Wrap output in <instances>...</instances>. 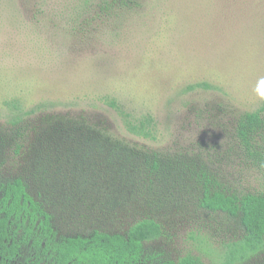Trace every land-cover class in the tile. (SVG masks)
I'll return each mask as SVG.
<instances>
[{
	"label": "rangeland",
	"instance_id": "rangeland-1",
	"mask_svg": "<svg viewBox=\"0 0 264 264\" xmlns=\"http://www.w3.org/2000/svg\"><path fill=\"white\" fill-rule=\"evenodd\" d=\"M70 1L0 0V170L28 177L60 235L123 234L151 217L163 234L143 242V259L220 261L242 228L201 207L203 172L219 189L264 191V163L226 151L236 116L264 97V0H144L93 22ZM201 81L215 88L187 89ZM109 99L150 116L154 138L128 132ZM42 101L58 103L23 117L17 126L37 124V132L14 153L13 114ZM45 115L176 161L149 179L122 181L118 164L48 155L36 143ZM238 264H264V248Z\"/></svg>",
	"mask_w": 264,
	"mask_h": 264
},
{
	"label": "trees",
	"instance_id": "trees-1",
	"mask_svg": "<svg viewBox=\"0 0 264 264\" xmlns=\"http://www.w3.org/2000/svg\"><path fill=\"white\" fill-rule=\"evenodd\" d=\"M143 1L71 0L69 4L72 9L78 10L79 18L82 13L88 14L89 17H86L85 21L93 22L96 19H101L104 14L106 17L116 16L123 9L139 8L143 5ZM195 88L210 89L215 88V86L205 81L195 82L187 86V89ZM55 103L58 102L42 101L29 110L13 114L10 127L12 129L15 127L14 153L17 154L25 146L27 136H30L32 132L33 134L37 132V124L34 126L27 122L23 126H17V124L23 120L24 116L34 114L42 109L45 111L54 106ZM107 103L120 113L123 125L128 132L145 138H154V122L150 116H133L122 110L114 99H109ZM70 120L53 116L48 119V116L45 115L43 122L46 125L38 133L41 135L36 141L37 145L44 149L48 155H50L49 152L51 154L56 153L57 157H62L64 160L84 157L102 169L106 167L105 164H108V167H114L118 164L120 165L118 170L122 176L121 180L125 182L145 180L154 175H159L162 169L176 161L171 158L168 159L167 156L152 149L136 150L130 148L123 142L102 134L104 133L102 131L97 130L98 132H96ZM233 146H230L226 151H233L234 149L238 156L244 159L264 163V97L257 109L244 111L236 116ZM179 163L180 166L189 167L186 162L185 164ZM97 173L98 171L95 175ZM95 175L94 181L107 180L106 176L99 175L96 177ZM203 176L204 193L200 202L201 207L238 218L242 228L240 237L225 246L220 261L212 264H238L249 255L263 250L264 191L229 192L216 188L217 182L209 178L205 172H203ZM10 180L6 185H0L4 196L3 201L0 200L2 205L0 211V264H4V258L15 253V250L11 249L14 244H8L10 236L7 233V219L9 214L13 213L18 219L21 196L28 200L26 236L36 252L34 258L37 259L33 262L34 264L40 263L37 247L42 242L45 247L43 264H140V262L145 261L143 259V242L163 234L161 225L155 219L145 217L130 225L123 234L95 230L87 236L80 234L57 236L54 215L48 210L44 202L45 197L39 193L38 189L34 188L28 177L21 173H17ZM23 180L28 182V194L24 193ZM6 199H11L9 205L4 201ZM156 264L206 263L198 256L187 254L177 260L164 259Z\"/></svg>",
	"mask_w": 264,
	"mask_h": 264
},
{
	"label": "flooded vegetation",
	"instance_id": "flooded-vegetation-1",
	"mask_svg": "<svg viewBox=\"0 0 264 264\" xmlns=\"http://www.w3.org/2000/svg\"><path fill=\"white\" fill-rule=\"evenodd\" d=\"M1 166V165H0ZM3 167V166H1ZM17 172H13L11 170L5 171V170H0V185H6L8 181H11L10 179L14 176H16ZM22 174V173H21ZM23 175V174H22ZM23 189L24 193L28 194V182L26 180H23ZM3 192L0 189V200L3 201ZM7 202L9 205L11 199H6L4 200ZM20 201V213L18 215V219L15 216V213L9 214L8 219H7V233L10 236V239L8 240L9 245H13L11 249L15 250L14 254H10V256L7 258H4V264H34L33 262L35 261L34 258L36 252L34 250V246L28 242L27 236H26V227L28 224L27 221V215H26V210L28 208V200L25 199V197L21 196L19 199ZM2 205L0 204V211H1ZM39 222V220H38ZM37 222V223H38ZM55 225V224H54ZM56 229V227H55ZM39 231V229H38ZM57 236H60V233H56ZM12 243V244H10ZM44 244L43 242L40 244L39 247H37V252H38V260L40 259L39 264H43L45 261L44 257ZM31 258V259H30ZM32 260V261H31ZM145 260V259H144ZM160 260L154 257L151 261L150 260H145L140 262V264H156Z\"/></svg>",
	"mask_w": 264,
	"mask_h": 264
}]
</instances>
